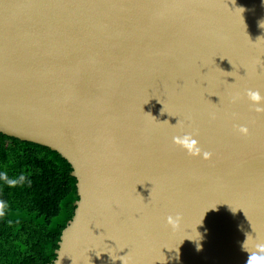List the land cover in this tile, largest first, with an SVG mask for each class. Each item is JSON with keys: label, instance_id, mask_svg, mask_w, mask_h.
<instances>
[{"label": "water", "instance_id": "1", "mask_svg": "<svg viewBox=\"0 0 264 264\" xmlns=\"http://www.w3.org/2000/svg\"><path fill=\"white\" fill-rule=\"evenodd\" d=\"M247 89L264 95V0H0V132L77 178L49 264H246L264 241Z\"/></svg>", "mask_w": 264, "mask_h": 264}, {"label": "trees", "instance_id": "2", "mask_svg": "<svg viewBox=\"0 0 264 264\" xmlns=\"http://www.w3.org/2000/svg\"><path fill=\"white\" fill-rule=\"evenodd\" d=\"M72 171L58 151L0 132V172L12 179L21 174L27 177L15 188L0 180V199L27 214L18 224L0 220V264L54 261L62 230L72 219L78 199Z\"/></svg>", "mask_w": 264, "mask_h": 264}, {"label": "clouds", "instance_id": "3", "mask_svg": "<svg viewBox=\"0 0 264 264\" xmlns=\"http://www.w3.org/2000/svg\"><path fill=\"white\" fill-rule=\"evenodd\" d=\"M247 96L250 101L253 102V109L256 112H264V95L261 92L253 89H247ZM239 97H234V101ZM238 131L247 136L250 134V130L247 125H239ZM173 142L176 145L181 146L183 149L187 151L190 156L200 157L202 156L204 159H210L212 157V153L204 150L198 139L194 137L191 132L184 133L183 135H175L173 137ZM0 180L4 181L9 187L15 188L17 185H23V183L27 180V177L21 174L18 178H9L6 172H0ZM26 212L19 208L13 207L9 202L0 199V220L6 221L9 225L18 224L25 216ZM183 215L181 213H177L175 216L169 215L167 217V223L172 226L174 230H177L181 226ZM249 239V236L247 240ZM243 249L250 253L246 264H264V241L258 240L255 238L254 246L249 248L247 246V241L243 245ZM49 250H51V245H49ZM123 264H125V260L122 259Z\"/></svg>", "mask_w": 264, "mask_h": 264}]
</instances>
